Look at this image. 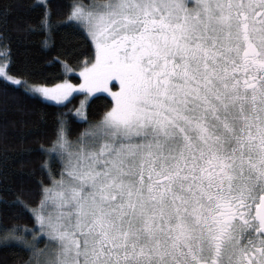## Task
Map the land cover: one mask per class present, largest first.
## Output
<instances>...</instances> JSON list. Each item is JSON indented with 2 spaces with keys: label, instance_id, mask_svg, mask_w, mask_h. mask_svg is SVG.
Wrapping results in <instances>:
<instances>
[{
  "label": "snow or ice",
  "instance_id": "6c2138e0",
  "mask_svg": "<svg viewBox=\"0 0 264 264\" xmlns=\"http://www.w3.org/2000/svg\"><path fill=\"white\" fill-rule=\"evenodd\" d=\"M57 32L91 55L67 75L0 78L33 98L71 103L87 127L57 119L11 207L32 226L0 228L27 264H264V0H37ZM106 93L89 120V96ZM65 107L67 105H64ZM43 245V247H41Z\"/></svg>",
  "mask_w": 264,
  "mask_h": 264
},
{
  "label": "trees",
  "instance_id": "16d2710c",
  "mask_svg": "<svg viewBox=\"0 0 264 264\" xmlns=\"http://www.w3.org/2000/svg\"><path fill=\"white\" fill-rule=\"evenodd\" d=\"M36 2L0 0V43L11 49L13 63L9 72L16 76L30 72L33 78H54L64 74L77 82L78 74H65L62 63L55 57L59 56L61 61L69 59L61 54L62 49L74 47L71 62L84 61L91 55L88 44L70 45L61 31L46 45L40 31L29 30V25L38 21L40 10L33 7ZM68 2L52 0L57 13L62 12ZM82 96L75 94L70 98L71 103L57 104L33 98L22 86L0 78V228L12 224L32 226L29 216L21 214L19 208L11 207L10 202L21 187L35 188V178L31 174L42 159L39 144L52 136L58 118L68 122L70 138H75L88 126L76 115ZM109 100L104 93L93 96L86 110L89 120L102 114ZM30 255L18 247L0 244V264H27Z\"/></svg>",
  "mask_w": 264,
  "mask_h": 264
},
{
  "label": "rangeland",
  "instance_id": "374dc122",
  "mask_svg": "<svg viewBox=\"0 0 264 264\" xmlns=\"http://www.w3.org/2000/svg\"><path fill=\"white\" fill-rule=\"evenodd\" d=\"M75 74H78V70L75 72ZM9 75H13V74H11L10 72H9ZM69 75V74H68ZM79 75V74H78ZM13 76H16V75H13ZM16 77H18V78H23V77H21V76H16ZM69 78V77H68ZM74 83L76 82V81H73ZM75 94H77V93H74L73 94V96L75 95ZM96 94H99V93H96ZM96 94H94V95H92V96H89L88 98H87V102H86V110H87V105H88V103H89V101L91 100V98L93 97V96H95ZM104 94H106V93H104ZM71 98V97H70ZM85 99V96H84V94H83V96H82V98H81V100H80V102L82 101V100H84ZM49 102H53V103H56L55 101H49ZM65 102H67V101H65ZM64 102V103H65ZM79 106H80V104H79ZM78 106V107H79ZM80 118V117H79ZM81 119V118H80Z\"/></svg>",
  "mask_w": 264,
  "mask_h": 264
}]
</instances>
